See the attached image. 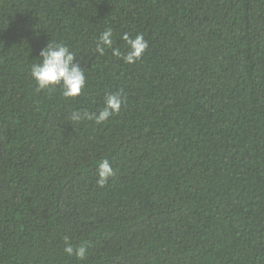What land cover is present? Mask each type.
I'll list each match as a JSON object with an SVG mask.
<instances>
[{"label":"trees","instance_id":"1","mask_svg":"<svg viewBox=\"0 0 264 264\" xmlns=\"http://www.w3.org/2000/svg\"><path fill=\"white\" fill-rule=\"evenodd\" d=\"M106 28L148 48L100 56ZM47 43L78 96L38 90ZM0 264H264V0H0Z\"/></svg>","mask_w":264,"mask_h":264},{"label":"clouds","instance_id":"2","mask_svg":"<svg viewBox=\"0 0 264 264\" xmlns=\"http://www.w3.org/2000/svg\"><path fill=\"white\" fill-rule=\"evenodd\" d=\"M121 39L125 41L127 47V51L124 53L121 52L119 47L113 48V30L106 28L98 37L95 48L96 53L104 56L106 49H111L113 57L122 59L126 64H133L142 57L148 48V42L142 34L133 37L125 33ZM37 60L39 62L33 64L30 68V76L38 90L54 89L59 86L64 98H74L81 93L86 83L85 73L78 63H74L76 60L75 54L66 46L59 43H47L46 47L41 50ZM123 102L118 93L108 94L104 98L102 109L97 113L91 115L83 113L82 115L80 111H74L71 120L80 122L83 118L94 120L99 125L109 117L119 113ZM96 173L99 186H103L115 174L107 159L99 162ZM64 253L83 261L86 259L87 248L84 244L74 246L65 237Z\"/></svg>","mask_w":264,"mask_h":264}]
</instances>
